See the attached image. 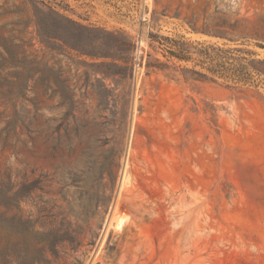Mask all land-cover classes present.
I'll use <instances>...</instances> for the list:
<instances>
[{"label":"rangeland","instance_id":"obj_1","mask_svg":"<svg viewBox=\"0 0 264 264\" xmlns=\"http://www.w3.org/2000/svg\"><path fill=\"white\" fill-rule=\"evenodd\" d=\"M151 34L230 51L250 83L198 78ZM256 44L264 0H0V92L12 54L41 60L0 100V264H264Z\"/></svg>","mask_w":264,"mask_h":264},{"label":"trees","instance_id":"obj_2","mask_svg":"<svg viewBox=\"0 0 264 264\" xmlns=\"http://www.w3.org/2000/svg\"><path fill=\"white\" fill-rule=\"evenodd\" d=\"M34 6H36V3L34 4ZM47 10L48 12L54 14L56 13L50 9ZM56 16L61 17L57 13ZM65 20L70 23H73L67 19ZM213 36L223 37L220 33H215ZM44 37H48V39L51 40L57 39L56 36L45 35ZM149 38L153 42L155 41L157 43V47L159 49L165 52L170 58H173L177 61L188 62L192 59L190 56L191 54L197 55L198 58L196 59V63L204 72L191 71V73L193 75H196L198 78L213 82V78L217 77L223 79H230L233 81L250 83L249 81L251 80V75L246 72L244 66L240 63V59L232 56L230 51L221 50L220 48H214L213 46H205L201 47L200 49H196L193 46H190V49L193 50V52L186 48L183 44H180L169 38H159L158 41L156 40L157 37L153 36L152 34L151 36H149ZM19 42H21V40H19ZM127 42L131 50L132 45L129 40ZM256 46L259 48H264V46H262L261 44H256ZM147 58L150 59V56L148 55ZM11 60V67L16 70H19V72L16 73L15 77V79L17 80H15L14 82H10L6 85V87L8 88L6 92L8 98H6L5 94L0 92V100H5V102L12 103V106L14 107V104L18 99L25 98V95L29 90V83L34 80V77L39 72L38 69L41 64V60H38L36 54L26 53L24 51L12 54ZM146 67L161 70L166 66L160 63L152 64V62H149L146 64ZM255 71L261 73L256 69Z\"/></svg>","mask_w":264,"mask_h":264},{"label":"water","instance_id":"obj_3","mask_svg":"<svg viewBox=\"0 0 264 264\" xmlns=\"http://www.w3.org/2000/svg\"><path fill=\"white\" fill-rule=\"evenodd\" d=\"M140 45H141V41H140V39H138L137 42H136L137 50L140 47Z\"/></svg>","mask_w":264,"mask_h":264},{"label":"bare ground","instance_id":"obj_4","mask_svg":"<svg viewBox=\"0 0 264 264\" xmlns=\"http://www.w3.org/2000/svg\"><path fill=\"white\" fill-rule=\"evenodd\" d=\"M124 175H123V173H122V176H121V185H123L124 184ZM123 187V186H122ZM116 215V214H115ZM114 217V216H113Z\"/></svg>","mask_w":264,"mask_h":264}]
</instances>
